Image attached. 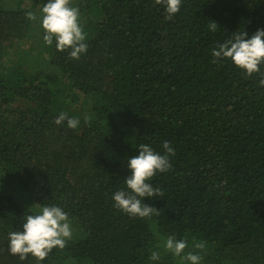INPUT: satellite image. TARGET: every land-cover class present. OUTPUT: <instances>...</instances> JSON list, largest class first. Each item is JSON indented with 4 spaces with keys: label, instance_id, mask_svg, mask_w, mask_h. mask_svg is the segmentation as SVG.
<instances>
[{
    "label": "trees",
    "instance_id": "obj_1",
    "mask_svg": "<svg viewBox=\"0 0 264 264\" xmlns=\"http://www.w3.org/2000/svg\"><path fill=\"white\" fill-rule=\"evenodd\" d=\"M43 3L0 0V264H154L153 251L179 264L168 235L185 251L207 241L202 264H264V86L210 51L264 28V0H182L171 19L155 0H70L88 34L80 59L44 44ZM60 112L80 125L56 124ZM165 140L172 168L145 198L158 213L116 209L128 157ZM36 203L61 205L73 236L21 260L8 233Z\"/></svg>",
    "mask_w": 264,
    "mask_h": 264
},
{
    "label": "clouds",
    "instance_id": "obj_2",
    "mask_svg": "<svg viewBox=\"0 0 264 264\" xmlns=\"http://www.w3.org/2000/svg\"><path fill=\"white\" fill-rule=\"evenodd\" d=\"M164 7L166 19H171L180 11L182 0H155ZM29 19H37V13L28 11ZM39 20L43 31L45 45H55L57 51L67 50L71 58L80 59L81 54L87 52L88 34L84 31L80 21V10L73 6L70 0H44L39 12ZM218 24L211 20L207 28L215 32ZM211 55L215 60H229L241 70L245 78L254 74L259 75V85L264 86V73L261 65H264V28H258L249 36L246 31H234L228 39L212 48ZM68 128L75 129L80 125L77 116H69L66 112H60L55 117L56 124L64 122ZM138 153L128 157L127 167L130 174L124 177L126 187L112 193L113 206L133 217H151L158 210L145 202L146 197H156L161 194V189L155 187L151 179L158 173L171 170V157L176 149L168 140L163 141V152L156 151L151 145L141 143ZM26 215L23 216L22 228L10 231L9 251L19 254L24 260L28 254L43 261L54 248L63 249L73 236V228L68 213L56 203H36ZM163 247L173 256L179 258V264H202L203 253L207 247V241L195 240L189 248L187 238H177L168 235L163 241ZM149 260L158 264L160 254L153 251Z\"/></svg>",
    "mask_w": 264,
    "mask_h": 264
},
{
    "label": "rangeland",
    "instance_id": "obj_3",
    "mask_svg": "<svg viewBox=\"0 0 264 264\" xmlns=\"http://www.w3.org/2000/svg\"><path fill=\"white\" fill-rule=\"evenodd\" d=\"M23 45H24V43H22ZM19 46V45H18ZM92 103V102H91ZM91 103H89V104H91ZM76 105H79V103L78 104H76Z\"/></svg>",
    "mask_w": 264,
    "mask_h": 264
}]
</instances>
